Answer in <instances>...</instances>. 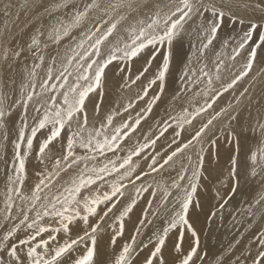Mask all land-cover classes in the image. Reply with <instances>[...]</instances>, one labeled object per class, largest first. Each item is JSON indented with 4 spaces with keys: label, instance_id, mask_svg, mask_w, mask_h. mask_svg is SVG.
<instances>
[{
    "label": "snow or ice",
    "instance_id": "snow-or-ice-1",
    "mask_svg": "<svg viewBox=\"0 0 264 264\" xmlns=\"http://www.w3.org/2000/svg\"><path fill=\"white\" fill-rule=\"evenodd\" d=\"M50 7L54 11L70 9L72 7L71 0H60L59 3L50 5ZM148 7H153L148 0H117L116 3H109L105 7H102L98 0H91L83 11L75 10L67 23L57 18L55 25L47 33L43 31L42 27H38L35 34L30 37L26 49L24 46L9 47L10 41L7 40L0 44V63L8 65L10 57L12 61H19L24 58L26 50L29 53H36V50L41 49V37H45L53 44H59L63 38L70 36L73 29L82 24L88 12L93 8L101 10L104 17H107V19L102 18V23L108 25L103 32H101L102 25L98 24L94 30L81 33L83 39H80L74 47L69 49L71 55L67 56L66 65L63 66L62 71L54 77L52 68L48 69L47 78L39 85V92H36L35 77L37 73L35 68L40 67V64H36L28 70L27 83L21 85L19 100L7 102V97H0V129H3L8 123L14 107H22L25 113L14 145L12 171L11 174L5 173L4 208L0 210V219L4 221L3 224H0V229L4 230L3 236L0 237V252H6L7 256L11 258V264H63V259L76 251L81 244H85L86 250L74 259L73 264H96L94 258L97 252V237L100 232L105 230L106 221L113 213V209L116 208L118 201L114 198L117 196L123 197L124 195L122 190L127 185L122 181L127 180L129 183L134 184L136 180L141 179L139 174L133 178L135 167L132 164V158L134 155L139 156L147 145H140L137 150L130 152L119 164L116 163V160H109L107 164L101 167H89L87 163L96 160L99 156H105L108 152L115 153L121 142L130 134V131H135L136 126L141 122L138 117L134 124L125 121L119 126H114V116L109 114L101 121L99 128L89 129L87 102L90 101L93 93L103 95L102 91L99 90H102L105 86L106 70L109 66L117 61L129 64L147 51L146 66L132 81V83H136L149 71L157 55L161 56V62L158 64L156 72L144 87L143 96L139 97L143 99L148 96L149 89L152 86L158 88L159 94L153 95L146 107V111L151 113L153 104L159 101L161 95L165 92L166 77L173 60L174 48L177 45L181 47L183 45L185 24L189 21H200L197 25L201 40L199 51L203 55L204 50L213 45L218 33L226 23L233 26L245 23L242 17L236 15L234 8H251L253 12L260 11L264 13V0H256L251 5L249 3L241 4L240 0H169V3L163 8L159 3H156L154 5L155 11L147 17V21L140 19L131 27L125 29L128 33L126 39L121 37L115 42L109 40L122 21L128 20L132 13H139L141 9ZM165 8H167V11H165ZM45 11H48V9L46 8ZM114 14H117L118 18L113 19ZM5 15L7 16L8 13L5 12ZM51 15L52 13L49 12V16ZM5 29H7V25H5ZM97 33H100V35H97ZM0 35H4V33H0ZM106 42H108L107 45ZM86 43L87 47H85ZM250 43L253 46L248 54V61L244 66L245 70L239 76H236L231 83L227 84L223 91H228L238 80L248 75L256 58L257 49L264 48V16H262L261 21L249 22L248 27L240 37L238 46L233 49L234 55L231 59L234 60L236 56H239L240 50H243ZM105 46L108 48L107 52L102 51ZM225 46H227V41H225ZM43 47L47 48V43H44ZM193 47L195 46L193 45ZM161 49H165V51L161 52ZM35 58L41 64L44 62L42 55L37 54ZM55 62L56 58L52 57V63L55 64ZM70 69L73 70L70 71ZM119 71L123 72L124 69H119ZM219 71L220 65L218 64L217 74ZM200 72L203 76L208 77L207 84L211 88L212 77L203 68L200 69ZM188 76L189 72L185 71L181 76V80L186 79ZM70 77L73 78L71 83H69ZM53 79L57 80L58 83L50 84L49 81ZM57 88L63 90L59 93L61 97L59 101L55 95L48 96L50 91L56 92ZM45 97L47 98L45 99ZM33 103L34 111L38 116L35 118V126L30 129V135L26 137L25 130L28 128L27 110L29 105ZM207 107H212V104L209 103ZM99 108V104L94 105L93 112L98 113ZM42 109L43 112H41ZM205 110V108H199L196 110L195 115H199ZM125 111H127V108H125ZM227 112L228 109H222L216 113L195 133L191 140L182 147L176 148L164 158L159 168L154 167L157 165L155 157L152 158L149 167L153 171H159L164 165H168L170 161H173L178 153L193 145V141L201 142L207 132L211 131L209 126L213 124V121ZM187 115L189 114L185 110L183 122L191 123L190 120L186 119ZM228 118L235 120L237 117L229 114ZM43 129H48V133L39 143L35 157L41 165L45 166V171L37 173L40 178L34 187L30 189V195H27L23 192L26 179L25 158L33 151V141L37 137V133ZM108 129H111V131L109 132ZM258 129L260 135L264 137V123L258 122ZM253 131H256V129H253ZM66 133L71 134L66 135V146L62 145L63 154L61 156H50V146L60 140L62 134ZM176 135H179V133H176ZM7 138L8 135L5 133L3 139L6 140ZM155 142V140L151 141L153 145ZM210 142L215 143V141ZM22 145L26 147L23 153ZM77 147L83 150L82 155L77 154ZM188 159L190 162L191 157H188ZM203 159V156L198 154L197 169L202 168ZM49 160L52 161L51 170L47 168ZM81 164H83V167H80ZM248 168L251 169L250 172ZM70 169L74 170V175L70 180L65 182L62 189L49 195L48 192L51 191L55 183L54 177L59 179L61 173L68 172ZM122 169L123 172H121ZM197 169H193L191 177H187L189 181L187 187H183L177 180H173L171 187L180 190L176 196L178 208L167 209V199L172 193L167 189L164 190L161 208L168 212L167 226L157 235L153 245L154 250H151L145 264H154V261H157V264H164L160 257L168 239V234L172 230L179 233L181 240L185 230L191 233L194 241L190 250L183 252L180 242L174 245V250L182 253V258L177 257L179 264H195L193 257H198L199 237L191 223L190 209L194 210L195 208L194 197L197 194L198 182L201 177V172ZM182 172H186V169L182 168ZM114 173H120V176L108 184L110 191L101 192L103 185L99 182H106V177L112 176ZM229 177L235 182L231 188L233 194L237 191L241 179L247 180L260 177L261 182L264 183V146L251 153L250 163L245 167L243 177L237 171V161L233 157ZM185 179V175H178V180ZM217 193L219 195V190H217ZM219 198L223 203H227L224 196ZM17 200L22 203L17 205ZM256 203L264 207V196H261ZM101 205L105 206L102 212L100 211ZM134 206L135 201L133 200L116 217L119 225L118 228L114 229L113 244H115L118 236L123 235L124 217L132 212ZM222 206L223 204L220 205V207ZM17 208L19 209V221L13 223L12 227L9 228L8 222L13 220V213ZM34 210L35 216L30 218L29 213ZM212 215H215V213ZM45 218H48L49 222L41 223ZM90 218H95L94 222L90 223ZM81 222L83 225L82 234L77 233L73 237L71 234L73 226L80 228ZM140 223L143 224L144 221ZM21 226L30 230L27 239L17 237ZM107 227H112V225L108 224ZM45 233H48L47 239L43 238ZM59 233L64 234L63 242H57L56 234ZM14 237L18 239L19 245L31 244L32 241L37 240V237H41V239L35 246L29 247L25 259L18 255L19 249L18 245L13 243ZM132 242L135 244V237H132ZM255 243L259 247L255 256L251 257V264H264V233L255 237ZM132 251V245L126 244L115 258L114 264H128ZM246 262L247 257L245 258V264ZM237 264H239V261Z\"/></svg>",
    "mask_w": 264,
    "mask_h": 264
},
{
    "label": "rangeland",
    "instance_id": "rangeland-1",
    "mask_svg": "<svg viewBox=\"0 0 264 264\" xmlns=\"http://www.w3.org/2000/svg\"><path fill=\"white\" fill-rule=\"evenodd\" d=\"M72 1L73 0H71V3ZM21 2L23 1L21 0ZM11 3H12L11 7H9L8 10L6 11L8 13L7 16L8 20L6 21V17H4L5 18V19L3 18L4 24L0 22L1 25L0 32L4 33L5 31L4 35H0L1 40L4 38L5 35H7V30L5 29L6 23L11 24L10 22L12 20L19 19L22 21H28L31 24H35L39 20L35 18L25 20L23 19L22 14L20 15L17 13L16 15V12H19L20 7L17 6L13 1H11ZM156 3L157 1L154 4ZM168 3L169 0H163L159 4L163 8ZM38 8H40V6L37 7L36 9V11L39 12H37L34 15H38L41 18L47 16V13L49 12V11H45L47 6L44 9L42 8L38 9ZM150 9H146L144 11V15L141 16L138 20L143 19L147 21V17L150 16L152 12L155 11V9L153 8ZM165 11H167V8H165ZM103 17L104 16H102V18ZM102 18L101 21L99 20L97 24L102 25L101 31L103 32L105 28L108 27V25L102 23ZM116 18H118V16L117 14H114L113 19ZM65 20L68 22L69 19L66 18ZM249 22L250 21L245 22L243 25H236V26H233L230 23H226L218 33V37L214 41L213 45H211L208 49L204 50L203 55H201L199 51V49L201 48V40L198 35L199 29L197 25L200 23V21L199 20H195L194 22L189 21L187 24H185V30L183 32V37H184L183 45L182 47L177 45L174 48L173 60L170 65L169 73L166 77L165 92L161 95V99L153 104L151 113H148L146 111V107L148 102H150L152 96L159 94L158 88L156 86H152L149 89L148 96H145L143 99H140L139 97L143 96L144 87L148 84V81L153 77V74L156 72L158 64L161 62L160 55H157L156 59L152 62L149 71L144 76H142L139 81H136V83H132V81L135 79L136 75H138L139 72L142 71L143 68L146 66V59L148 58L147 51L143 53L140 57L134 59L129 64H126L125 62L117 61L114 62L112 65H110L109 68L106 70V72L108 70L111 73L113 72L112 75L107 76V78H111L113 76L114 79H110L106 81L104 88L99 91H102L103 93L105 88L108 90L109 93L114 91L109 96L111 100H107L106 103V111L109 112V109H111L112 110L111 114L114 115L113 125L119 126L121 123L125 121H127L130 124H134L135 120L138 117L141 119V122L138 126H136L135 131H130V134L127 136V138H125L121 142L120 147L116 150L115 153L108 152L105 156H99L96 160L88 161L87 162L88 166L89 167L103 166L104 164H107L109 160H116V163L119 164L123 161L124 158L127 157V155L130 152L137 150L140 145H147V146L144 148V150L140 153L139 156L134 155L132 158V164L135 167L133 178L135 177V175L139 174L141 176V179L136 180L135 183H138L141 186L134 183L135 184V185L133 184L134 187H131L130 183L127 180L122 181V183L126 184L127 187L122 190L124 192L123 197L117 196V198H122L125 201V204L124 205L121 204L118 207L116 205L117 209L116 208L113 209V213L110 214L109 218L106 221V224L104 226L105 230L98 234L97 242L99 243L97 245L99 248H103L101 247L100 243L103 244V241L106 239V237L112 238V236L114 235V229L118 228L119 221L116 219V217L119 216V212L123 211V209L127 207V205L134 200L135 206L133 207L132 212L129 213L126 217H124L123 235L118 236L116 238L115 244H117V240L124 237L125 238L123 242L124 246L126 244H129L132 245L133 247H136L137 250L140 251L142 250L144 251L145 249L149 250L150 248H151L150 250H154L153 245L156 241V237L158 234L155 232L152 235L150 239L151 241L149 243H146L147 238L146 237L141 238L140 234L145 236L144 234H146V231L148 229H151V231L155 230L156 224L159 227V233H161L162 229L167 226L168 212L165 210L157 209V208H161V200L164 195V190L167 189L172 193L173 197L169 196L170 198L168 197L167 199L168 201L167 209L171 210L172 208L171 206L177 205L176 196L178 194V193L176 195L173 194L174 191L176 190L175 188L171 187L173 180H177L178 183L181 182L180 180H178V175L186 174V172H182V168L186 169L185 166H189L190 176L188 177H191L193 169H197L198 154H199L200 156H203L204 159H203L202 168L197 169L198 171L201 172V177L198 182V190L196 196L194 197L195 200L194 203L196 202V200H199L202 203L203 199L204 200L206 199L204 202L206 208L205 210H201L197 202L198 208L196 210L200 215L204 214V218H202L203 220L201 219L200 221L195 222L193 226L197 232L198 237H200L199 235L201 234H203V236L201 235V238H199L200 247L198 248V257H193V260L195 261V264H200V262H202L208 255V249H210L212 246L216 245L217 243L218 245H220L223 243V241H226L225 243L226 245L224 248L225 250H227L226 255L223 257V259L216 261L215 264H221L222 262H225L224 264L226 263L237 264L238 261L239 264H245L246 257H247L246 264H251V257L255 256L256 251L258 250L259 247V245L255 243V237H258L260 236L261 233H264V209H263L264 207H261L259 204L256 203V201L261 196H264V183L261 182L260 177L247 179V180L241 179L239 185L237 186V191L235 192V194H233L231 192V188L234 186L235 182L233 180H229L230 179L229 171L231 168V159L235 157L237 161V171L243 177L245 174V167L250 163L251 153L253 151H257L258 148L264 146V137L260 135L258 129V123H257V121H260V123H264V48L257 49L256 58L253 62L252 69L248 72V75L238 80L237 83L232 88L228 89V91H223L224 87L227 84L231 83V81L235 79L236 76H239L240 73L245 70L244 66L247 64L248 54L250 52L251 47L253 46L251 43L248 46H246L243 50H240V55L236 56L234 60L231 59V57L234 55L233 49L238 46L240 37L242 36L243 31L248 27ZM109 23H111V21H109ZM135 23L136 21H130L128 24H124V22L120 23L118 25V29L116 30V32H114L113 36L109 38V40L111 42H115L117 39L121 37L126 39L128 33L125 31V29L131 27ZM75 36L76 35H74V40L76 41L74 42V46L79 41V39H76ZM63 39L66 40L67 37ZM1 40H0V44L3 43ZM41 41H42L41 49L36 50V53H34L35 55H33V53H30V55L34 56V58L36 57L37 54L42 55L44 57V62L42 63V65H49V67H51L54 70H58L60 68L59 72L62 71L63 66L66 65V62L60 64L61 66H59V63L57 62L53 64L52 60H50V57L48 56V51L50 50L52 53L55 52L56 50H53V48L58 47V45H60L63 40H61L59 44H53L51 41H48L46 39L44 40L41 39ZM225 41H227V46H225ZM44 42L47 43V48L43 47ZM23 43H26V41H24ZM107 44L108 42H106V45ZM193 45L195 47H193ZM85 47H87V43L85 44ZM107 50H108L107 46L102 48V51L107 52ZM163 51H165V49H161V52ZM176 52L178 53L177 54L178 57L176 58H180V60L177 61L174 60V57L176 56L175 55ZM69 55H71L70 52ZM25 58L28 59L29 57H26L24 55L23 60ZM23 60L21 59V61ZM35 60L36 61H33V58H31L32 62L30 63L31 64L30 66L34 67L36 64H40V67L38 68H41L42 67L41 62L38 59ZM218 64L220 65V71L217 74L216 68ZM38 68H35V70H37ZM201 68H203L205 72H208L209 75L212 77L211 88H209V85L207 84L208 77L203 76L202 73L200 72ZM119 69H124V71L121 72L119 71ZM70 70L72 71L73 69ZM185 71L189 72V76L186 79L181 80V76ZM217 75L219 76L218 79H217ZM72 79H73L72 77L69 78V83L72 82ZM112 80L115 81V84L112 83ZM54 81L55 79L49 81V83L52 84ZM256 83L257 85L255 89L251 90L252 92L250 91L249 95L246 97L245 96L246 92ZM126 92H133L134 95L128 99L125 98L122 99V97L118 98V95L121 94L123 95ZM2 94L0 93V97H5V95L3 94L4 95L3 96ZM95 94L96 93H93L92 96ZM96 96L98 100L100 99L97 104L101 105L102 101H104L103 100L104 93L103 95L96 94ZM243 97L245 98V100L243 99L244 101L240 102L239 107H237L236 105L239 104L238 102ZM46 98L47 97H45V99ZM58 98L60 97L58 96ZM209 103L212 104V107L210 108L207 107ZM30 105H34V103ZM129 105H131V107H129ZM235 106L236 108H234ZM16 107L20 108V106H16ZM16 107L13 108L11 116L13 115V112L16 109ZM159 107L161 108L160 112L154 114L157 108ZM125 108H127V111H125ZM199 108H205L206 110L201 112L199 115H195L196 110ZM215 109H216V113L220 112L222 109H228V112L224 113L218 119L213 121V124L209 126L211 131L207 132V135H205L204 138H202L201 142L193 141V145L196 144L198 146V153L195 154V156L193 153L187 152L184 156H182L183 158L181 157L179 158V156L184 151L190 150V147L193 146L190 145L189 148L184 149V151L181 153H178V155L173 158V161H170L168 165H164V167L160 168L159 171H153L152 168L149 167L153 157H155V159L157 160L156 151L163 152V154L160 157V160L159 161L157 160V165L154 166L159 168V165L163 163L164 158H166L169 154H171L173 150H175L178 147H182L185 143L191 140L192 137L195 135V133L199 131V129L204 124H206L208 120L212 119V117L216 115V113H212L209 118V112L212 110L215 111ZM185 110H187V113L189 114L186 116V119L190 120L191 123L183 122V119L185 118ZM41 112H43V109L41 110ZM165 112L167 113L165 114ZM23 114H25L24 110L20 117V120L21 118L24 117ZM229 114L235 115L237 118L235 120H230L228 118ZM158 115L162 122L157 119ZM165 115H168V117L164 121ZM11 116L9 118V121H11V119L13 118V116L12 117ZM30 116L31 118H29L30 119L29 121L31 123L28 122L30 128L28 127L26 129L28 133L27 136L30 135L31 127L35 126L36 124L35 118L38 116V114L33 109L30 112ZM151 119H153L155 122L153 124H149L146 126V123ZM99 123H101V120L97 121V124ZM165 123H171V124L165 125ZM194 123H196V126L194 125ZM216 125L219 128L214 130L216 128ZM5 127L7 126L5 125ZM138 129L141 131L140 134H142L143 136V139L141 140L137 139L136 132L138 131ZM253 129H256V131H253ZM108 131H111V129H108ZM47 133H48V129H43L37 133V137L33 141V151L30 154H28V156L25 158L26 167L29 164L39 162V160L36 159L35 157V153L39 143L45 138ZM176 133H179V135H176ZM70 134L71 133H66L65 137L66 135H70ZM39 137H41L42 139H40ZM211 138L213 140L215 138V143L218 147H219L218 144L221 145L222 149L224 150V154L218 155L217 151L215 154L214 152H209V149L214 145L213 143L210 142L212 141ZM3 140L5 139H3V135H1L0 144L3 143ZM153 140L156 141L154 145L151 143V141ZM218 140L221 141L218 142ZM237 140H240L239 144H237ZM232 144L234 145V149L231 150ZM201 149H203V151H201ZM0 150L2 151L1 156H3L2 158H4L5 152H3L2 147H0ZM25 150L26 147L22 145V153ZM79 150H80L79 153L76 151L77 154L82 155L83 150L81 149ZM164 150L166 152H164ZM205 153L209 155L210 157L209 160L213 161L212 163L213 170H211V172L204 169V160L206 157ZM30 156L33 157L31 159L32 160L31 163H29ZM188 157H191L190 162ZM221 159L223 160L221 161ZM12 160H14V156ZM12 160L10 163V168H11L10 172L12 171L13 168ZM3 162H5L3 164V167H5V164L7 162L2 160V163ZM138 162L142 163V165L138 166L137 165ZM218 162L221 163L222 165H219ZM47 164H51L52 167L51 160H49ZM80 167H83V164H81ZM109 167H111V165H109ZM177 168H179L178 172H177ZM123 171L124 170L122 169L121 172ZM248 171L250 172L251 169L248 168ZM145 173H147V175H145ZM26 175H27V168H26ZM66 175L71 177L72 175H74V170L70 169L68 172L61 173L59 179H54L55 183L59 182V184L61 185L62 178ZM117 176H120V173H114L112 176L106 177V181L109 180L110 182H112L113 180L117 179ZM39 178L40 177L38 176V180ZM104 182L105 181H100L99 183L103 184ZM25 183H26V179H25ZM188 183L184 186L185 187L188 186ZM35 184L36 182L29 183L28 185H31L32 188L34 187ZM56 187L52 189L53 192H50V194L48 192V194L51 195L52 193H54ZM106 187H108V185H106ZM138 189L139 191H137ZM217 190H219V195L217 193ZM149 192H151L152 194L151 196L147 197L148 196L147 193ZM28 193H29L28 195H30V191H28ZM220 196H224L225 199L227 200V203H223V201H221L219 198ZM146 199L149 201L147 207H145ZM142 202H144L143 204L144 210H142L139 213H135L134 210ZM16 203L17 205H20L22 202L20 200H17ZM221 204H223L222 207H220ZM104 207H105L104 205H101L102 209ZM258 208L260 209L262 208V211L257 212L256 210ZM227 211L230 212L227 214L226 213ZM213 213H215V215H212ZM14 214H16V216L18 215V217L13 218L12 222L11 221L8 222V224L11 222V225L8 226L9 228L12 227L13 223H18L19 221L18 208L14 211ZM227 215H229L230 219ZM29 216L30 218L34 217L35 210L30 212ZM224 217L225 219H223ZM94 220L95 218H90V223L94 222ZM141 221H144V223L141 224L140 223ZM45 222H49L48 218H45L44 221H41V223H45ZM224 222L230 223L231 231L228 236L226 231L223 233V236H227L226 238L218 239V236L220 234L219 231L221 229L220 228L221 224H223ZM108 224L112 225V227H107ZM82 227L83 225L81 222V229ZM24 230H26V228L24 226H21V230L17 233V237L19 239L22 237L24 239H27L28 235L30 234V231L23 233L22 231ZM73 230H74V236H76L77 233L82 234V232H77L78 228L75 226H73ZM185 231L182 240L179 236V233L176 230H172L169 232L165 247L162 250V256L160 257V259L163 260L164 264L166 263V258L164 256L166 255L168 256L174 253V251H172V246L175 245L177 242L181 243L183 252H184V245L186 239L188 240L189 238L188 240L189 244L187 242V249H190V245H193V241L191 240H193L194 238L191 236L190 232L187 231L188 232L187 234V232L185 233ZM3 233L4 230L0 229V237L3 236ZM59 234H61V239L59 237ZM59 234H56L57 242H63L64 234L63 233H59ZM186 234L188 236H186ZM20 235H22V237ZM46 236L48 238V233H45L43 238ZM132 237H135V244H133L132 242ZM111 238L107 239V241L108 242L111 241L110 245L114 247L116 245L112 243ZM40 239L41 237H37V240L32 241L31 244L19 245L18 239L14 237L13 243H16L18 245V249H19L18 251L22 253L23 257H26L27 252H25V249L31 245H35L34 243L39 242ZM79 247H81V249L86 250L85 244H81ZM106 251L113 252L114 250L109 249ZM2 253L3 252H0V256L3 257ZM73 253L74 252H72L71 254ZM204 253L205 256L203 255ZM71 254H69L63 259V261L67 262L66 264H73ZM177 257L182 258V253H178ZM134 259L136 260L137 258ZM134 259L132 260L131 264L135 261ZM177 262L179 263V259H177ZM2 263L3 261L1 260L0 264ZM154 264H157V261H154Z\"/></svg>",
    "mask_w": 264,
    "mask_h": 264
},
{
    "label": "bare ground",
    "instance_id": "bare-ground-1",
    "mask_svg": "<svg viewBox=\"0 0 264 264\" xmlns=\"http://www.w3.org/2000/svg\"><path fill=\"white\" fill-rule=\"evenodd\" d=\"M11 1H13L17 6L20 7L19 9V12H16V15L17 13L18 14H22L23 16V19L25 20H29L31 18H35V19H39L35 24H31L29 23L28 21H22V20H19V19H16V20H12L10 23L11 24H7L6 25L8 26V29L7 30V35L4 36V38L1 40L3 43L7 40V41H10L9 43V47H20V46H26L27 43L30 42V37L32 35L35 34V30L38 28V27H42L43 31L45 33H47L51 27L53 25H55L56 21H57V18L59 19H62L64 20L65 22H67L65 19H71V15H73L72 13H74L75 10H79V11H83L85 6L91 2V0H73L71 5L72 7L70 9H60L59 11H54L50 5H53V4H56V3H59L60 0H22L23 2H21V0H0V22L2 24H4V21H3V18L6 17V21L8 20L7 16L5 15V12L8 10L9 7H11ZM89 1V2H88ZM157 1V3H161V1L163 0H148L149 4L150 5H153V7H148V8H144V9H141L139 13H132V15L129 17L128 20L126 21H122L124 22V24H128L130 21H138V19L144 15V11L146 9H150V8H154V3ZM98 2L102 5V7H105L107 6L109 3H116L117 0H98ZM256 2V0H240V3L243 4V3H249L250 5L251 4H254ZM37 5L40 6V8L44 9L46 8L47 6V9L49 12L52 13L51 16H49V12L47 13V16L41 18L40 16L38 15H34L36 14L37 12L39 11H36L37 9ZM7 6V7H6ZM15 6V5H13ZM31 6V7H30ZM30 7V8H29ZM13 8V7H12ZM11 8V9H12ZM29 8V9H28ZM35 8V9H34ZM38 8V9H40ZM151 10V9H150ZM122 11H126V10H122ZM154 11V10H152ZM234 11L236 12V15L238 17H243L244 21L245 22H248V21H261L262 19V16H264V13H261L260 11H255L253 12L251 10V8H248V9H245L243 7H236L234 8ZM70 12V13H69ZM55 13V14H54ZM102 16H104L103 12L99 9H95L93 8L91 11L88 12V15L86 17V19L82 22V24L78 27V28H75L72 30L71 34L72 36H69L67 37V39H62L63 41L61 42L60 45H58V47H54L53 50H56L55 52H51L50 50L48 51V56L50 57V60H52V57H55L56 58V62L59 63V66H61L60 64H63L64 62H66V59H67V56L69 55V49L71 47H74V42L76 40H74V35L76 39H82V35L81 33H87L89 30H94L96 25H98V21L100 20L101 21V18ZM118 16V15H117ZM104 18V17H103ZM5 19V18H4ZM105 19H107V17H105ZM121 22V23H122ZM133 23V22H132ZM1 26V25H0ZM103 28V27H102ZM106 29V28H105ZM118 29V28H117ZM102 32V31H101ZM1 33V32H0ZM5 33V31H4ZM75 33V34H74ZM97 34H100V33H97ZM13 37H15L13 39ZM42 40L45 39V37H41ZM24 41H26V43H23ZM47 42V41H45ZM44 42V43H45ZM2 43V44H3ZM26 49V47H25ZM27 51V50H26ZM24 53V55L26 57H29L28 59H24L22 58L23 61L19 60L18 62L17 61H12L11 57L9 58V62H8V65H5V64H2L0 63V93L4 94L5 97H7V102H11L12 100H18L20 99V96H21V85L22 83H27V73H28V70L29 69H32L33 67L30 66L31 64V58H33V61H36L34 58V56H31L30 53L26 52ZM177 52L175 53V57H174V60H180V58H176L178 57L177 56ZM33 55H35L33 53ZM10 65V66H9ZM42 65V64H41ZM57 66V65H56ZM49 65H42L41 68H38L36 71L37 75L35 77V83L37 85L36 87V92H39L40 91V88H39V85L42 81L40 80H45L47 78V72H48V69H49ZM59 70H54L52 69L53 71V76L55 77L58 73H59ZM71 71V70H70ZM113 73V72H112ZM112 73L108 70L106 72L107 76H110L112 75ZM110 79H114L113 76L111 78H107L106 81L110 80ZM53 83H58L56 80L53 82ZM52 83V84H53ZM112 83L115 84V81L112 80ZM259 83V82H257ZM253 85L245 94V96L247 97L250 93L251 90L255 89L256 85ZM63 91V90H62ZM61 92V89L57 88L56 92H49L48 93V96H51V95H55L56 98H58V96L60 97V95H58V93ZM114 92V91H113ZM113 92L109 93L108 90L105 88L103 93H104V101H102L101 105H100V108H99V112L98 113H94L93 112V108H94V105H96L99 100L97 99V96L96 94L91 96L90 98V101L87 102V109H88V115H89V129L95 127V128H98L100 127V123L97 124V121L99 120H104V118L111 114L112 113V110L109 109V112L106 111V103H107V100H111V98L109 97L110 94H112ZM252 92V91H251ZM2 94V95H3ZM3 95V96H4ZM133 92H126L124 93L123 95H118V98L122 97L125 98V99H128L130 98L131 96H133ZM207 96V95H206ZM244 96V97H245ZM201 97V96H200ZM205 97V96H203ZM242 98L238 103V105H236L237 107H239L240 105V102H243L245 100V98ZM10 98V99H9ZM61 99L58 98L57 100L59 101ZM244 99V100H243ZM202 101V100H201ZM200 101V102H201ZM101 102V101H100ZM236 106L234 108H236ZM34 109V105H29V108L27 110V124H28V127L30 128V125L28 122H30L29 118H31L30 116V112ZM108 109V108H107ZM119 110V109H118ZM161 108H157V110L155 111L154 114L160 112ZM210 111V110H209ZM23 113V109L20 107H16V109L14 110L13 112V118L11 119V121H9V123L6 124L7 127H4L3 129L0 130V136L1 135H4L5 134V130H6V133L8 135V138L7 140H3V143L0 144V147H2V150L3 152H5V157L2 158L3 156L2 155V151L0 150V210H2L4 208V192H5V173H9L11 174L10 172V163H11V160L14 156V153H15V141L17 139V134H18V131L20 129V126L23 122L22 118L20 120V117ZM167 112H165L166 114ZM212 113H216V109L215 111L212 110L209 112V118H210V115ZM25 115V114H23ZM113 115V114H112ZM11 116V117H12ZM114 116V115H113ZM33 117V116H32ZM168 117V115H165V118H164V121L165 119ZM157 119L160 120V117L159 115L157 116ZM161 121V120H160ZM155 121L153 119L149 120L147 123H146V126L149 125V124H153ZM162 122V121H161ZM167 122V121H166ZM260 122V121H257V123ZM31 123V122H30ZM173 123V122H171ZM171 123H165V125L167 124H171ZM96 124V126H95ZM194 125L196 126V123H194ZM34 126V125H33ZM194 127V126H193ZM217 128H219L217 125H216V128L214 130H216ZM110 132V131H109ZM150 132V131H149ZM43 133V132H42ZM141 131L138 129V131L136 132L137 134V139L138 140H141L143 139V136L142 134H140ZM27 131L25 130V135L27 136ZM216 134V133H215ZM214 134V136H215ZM11 135V136H10ZM41 135V134H40ZM39 135V136H40ZM40 139H42L41 137H39ZM204 138V137H203ZM213 138V137H212ZM211 138V139H212ZM39 140V139H38ZM212 141H215V138L214 140L212 139ZM221 140H218V142H220ZM240 140H237V144H239ZM63 146H66V137H65V134L62 135L61 137V140H58L57 142H55L53 145L50 146L51 148V152L49 153L50 156H61L63 154ZM219 147L216 145V143H214V145L209 149V152H214V154L216 153L217 151V154L218 155H222L224 154V150L222 149L221 145L218 144ZM234 149V145L232 144L231 145V150ZM76 151L79 153L80 150L79 148L77 147ZM164 152H166L164 150ZM187 152H191L194 154H197L198 153V146L195 144L193 146L190 147V150H186L184 151L180 156L179 158H183L182 156H184ZM163 154L162 151H156V158L157 160L159 161L160 160V157L161 155ZM206 154V153H205ZM33 157L30 156V159H29V163H31V159ZM178 158V159H179ZM209 155L206 154V157H205V160H204V169L205 170H208L211 172V170H213V161L212 160H209ZM2 160L6 161L7 163L5 164V167H3V164L5 162L2 163ZM223 159H221L222 161ZM12 162H14V160H12ZM103 164V163H102ZM219 165H222L221 163L218 162ZM138 166H141L142 163L138 162L137 163ZM101 167V166H99ZM27 175H26V183H25V187H24V193H26L27 195L29 194L28 191H30V188H31V185H28L29 183H34V182H38V175L37 173L38 172H42V171H45V166L44 165H41L40 162H36V163H32V164H29L27 165ZM47 168L48 170H51V164H47ZM186 168V174L185 176L188 177L190 176V169H189V166H185ZM178 169L177 168V172H178ZM73 176V175H72ZM71 176V177H72ZM68 175L64 176L62 178V182H61V185L59 184V182H56L55 184H53L52 188H51V191L50 192H53L52 189L54 187H56L54 193H56L58 190L62 189V187L65 185V182L66 181H69L70 178ZM119 176H117L118 178ZM55 179V178H54ZM231 180V179H229ZM58 181V180H57ZM108 182H110L109 180H107ZM106 181V182H107ZM104 182L102 185L103 187L101 188V192L105 191V190H108L110 191V188L109 187H106V185H108L109 183L107 182ZM111 183V182H110ZM188 183V179L186 178L185 180L181 181L180 184L182 186L186 185ZM135 184H138V183H135ZM134 184V185H135ZM131 187H134L132 183H130ZM139 186H141L140 184H138ZM136 185V186H138ZM95 188V186H93ZM185 187V186H184ZM187 187V186H186ZM247 189V188H246ZM180 190L176 189L174 191V195H176ZM49 192V194H50ZM247 192V191H246ZM249 193V192H248ZM53 194V193H52ZM51 194V195H52ZM148 196H151V192L147 193ZM172 196V195H171ZM173 197V196H172ZM170 198V197H169ZM115 200L118 201L117 203V207L120 206L121 204H125V201L122 199V198H114ZM119 199V200H118ZM206 200V199H205ZM205 200L203 199L202 203L199 201V200H196L195 202V208L194 210L191 209L190 211V217H191V223L192 224H195V222L197 221H200L202 218H204V214L203 215H200L198 213V211L196 210L198 207H197V202H198V205L200 206V209L201 210H205L206 206H205ZM209 200V199H208ZM218 200V199H217ZM124 201V202H122ZM195 201V200H194ZM232 201V200H231ZM143 204L144 202H142L141 204H139V206L136 207V209L134 210L135 213H139L141 212L142 210H144L143 208ZM149 204V201L146 199L145 200V207H147ZM168 205V201H167V204H166V207ZM215 205V204H214ZM208 206V205H207ZM218 206V205H217ZM157 207V206H156ZM172 208L173 207H176L178 208V204L176 206H171ZM219 207V206H218ZM171 208V209H172ZM104 209V208H103ZM102 208L100 209L101 212L103 210ZM117 209V208H116ZM157 209H161V210H164L162 208H157ZM199 209V210H200ZM210 209V208H209ZM233 209V208H231ZM259 209V210H258ZM256 211L259 212V211H262V208H258ZM264 209V208H263ZM201 212V211H200ZM230 211H227L226 213L228 214ZM256 212V213H257ZM205 213V211H204ZM208 215V214H207ZM202 216V217H201ZM209 216V215H208ZM229 217V215H227ZM13 217L14 218H17L18 215L16 216V214L13 213ZM235 217V216H234ZM207 219V218H206ZM225 219V217L223 218ZM230 219V217H229ZM203 220V219H202ZM12 222V221H11ZM11 222L8 224V226L11 225ZM206 222V221H205ZM4 221L2 219H0V224H3ZM204 223V222H202ZM221 224V223H220ZM201 226V224H200ZM206 226V225H205ZM194 227V226H193ZM220 231H219V236H218V239L220 238H226L229 233H230V223L229 222H224L223 224H221V227H220ZM27 231H30L28 229L22 231L23 233L27 232ZM204 231V230H202ZM227 232V236H223V233L224 232ZM77 232H82V229H81V226L80 228H78ZM157 233L159 234V227L158 225L156 224L155 225V230L151 231V229H148L146 231V234H144L145 236L141 235L140 234V237H146L147 238V242L146 243H149L151 240V237L154 233ZM187 231H185L186 233ZM199 233V232H198ZM205 233V232H204ZM4 234V233H3ZM72 234L74 236V230L72 231ZM188 234V232H187ZM186 234V236H188ZM190 234V233H189ZM203 236V234H201ZM201 235H199L201 238ZM22 237V235H20ZM25 236V235H24ZM133 236V235H132ZM236 236V235H235ZM59 237L61 239V234H59ZM75 237V236H74ZM191 237V236H190ZM16 238V237H15ZM46 237H44V239H46ZM111 237H106V239L103 241V244L100 243L101 247L103 248H99L98 245H97V255L95 256V262L96 264H114V260L115 258L119 255L120 251L122 250V248L124 247L123 245V242L125 240V238H121L119 240H117V244H115L116 246L112 247L110 245V242L107 241V239H109ZM20 239H24L23 237L20 238ZM112 239V238H111ZM123 240V241H122ZM189 240V238H188ZM187 239L185 240V245H184V252L190 250V249H187V242L189 244V241ZM212 240V239H211ZM222 240V239H221ZM237 240V238H236ZM191 241H194L191 240ZM204 241V240H203ZM209 241V240H208ZM235 241V240H234ZM238 242V241H237ZM37 243V242H36ZM36 243H34L36 245ZM99 242H97L98 244ZM222 243V242H221ZM226 241H223L222 244L218 245V243L214 246H212L210 249H208V255L206 256V258L200 262V264H215L216 261L218 260H221L223 259V257L226 255V252L227 250H225V244ZM244 243V242H243ZM246 243V242H245ZM120 244V245H119ZM170 244V243H168ZM204 244V242H203ZM206 244V242H205ZM214 244V243H213ZM224 244V245H223ZM35 245H31L29 247H32V246H35ZM201 245V244H200ZM208 245V244H207ZM238 245V244H237ZM192 245H190L191 247ZM203 246V245H202ZM230 246V245H229ZM236 246V245H235ZM244 246V245H243ZM28 248L25 249V252H28ZM200 247V246H199ZM228 247V246H227ZM239 247V246H238ZM242 247V246H241ZM133 251L131 252L130 256H129V261H128V264L132 262V260L134 258H137L132 264H145V260L150 256L149 255V252L151 251L150 249H145L144 251H140V250H137L136 247H133ZM203 248V247H202ZM200 248V249H202ZM205 248V247H204ZM109 249H113L114 251L113 252H108L106 250H109ZM240 249V248H239ZM39 251V250H38ZM85 250L84 249H81V247H78L76 249V251H74L73 254H71V257H72V262L74 261L75 258H78L80 255L83 254ZM172 251H174V253H172L171 255H166L164 256L166 258V263L165 264H179L177 262V255H178V252L175 253L176 251L174 250V245L172 246ZM204 251V250H203ZM238 251V250H237ZM242 251V250H240ZM202 253V252H201ZM232 253V252H231ZM3 257L0 256V261L2 260L3 263L2 264H11V258L7 256L6 252H3ZM228 254V253H227ZM235 254V253H234ZM18 255L21 257V258H25L26 257H23L22 256V253L20 251H18ZM139 255V256H138ZM205 256V253L203 254ZM241 255V254H239ZM138 256V257H137ZM227 257V256H226ZM97 258V259H96ZM200 258V257H199ZM198 258V259H199ZM202 259V258H201ZM210 259V260H209ZM239 259V258H238ZM229 260V259H228ZM213 261V262H212ZM233 262V261H232ZM67 262L66 261H63V264H66ZM223 264L225 262H222ZM221 263V264H222ZM227 264V263H226Z\"/></svg>",
    "mask_w": 264,
    "mask_h": 264
}]
</instances>
